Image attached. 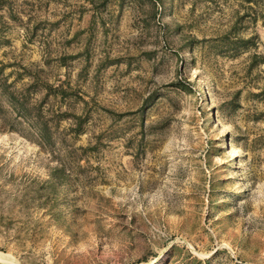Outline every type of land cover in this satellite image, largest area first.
Wrapping results in <instances>:
<instances>
[{"label": "rangeland", "instance_id": "rangeland-1", "mask_svg": "<svg viewBox=\"0 0 264 264\" xmlns=\"http://www.w3.org/2000/svg\"><path fill=\"white\" fill-rule=\"evenodd\" d=\"M148 1L0 0V82L86 115L57 185L0 118V264H264V0Z\"/></svg>", "mask_w": 264, "mask_h": 264}, {"label": "trees", "instance_id": "trees-1", "mask_svg": "<svg viewBox=\"0 0 264 264\" xmlns=\"http://www.w3.org/2000/svg\"><path fill=\"white\" fill-rule=\"evenodd\" d=\"M148 1V0H147ZM246 4L253 3L256 7L254 0H242ZM154 8L155 3H159V0L148 1ZM251 10V7H247ZM257 18V17H256ZM256 18H252L251 21H255ZM259 20L264 24V5L261 6ZM232 25L226 35L220 39L221 46L225 50L231 52V54L237 55L239 53L254 49V43L252 39L246 38L241 39L234 36ZM2 27H0V43L2 44L6 40L3 39ZM264 63V51L262 53L252 52L248 58V67L251 69L255 65ZM2 66H0V73ZM30 77V75H28ZM31 78V81L25 85L24 89H8L13 82L8 85L5 84L4 80L0 82V100L6 104V109L2 111L3 116L0 113V118L9 123H25L31 134H33L34 142L48 149L50 152L53 148H56L62 152L60 157V165L54 169L53 175L49 179V183L55 185L63 183V177H66V169L70 170V161L73 151L68 149L66 137L64 135H71V139H75L84 133L83 126L86 122V115L80 116L72 114L70 109L60 111L61 105L65 104L68 98L76 100L74 95H68L66 89L61 87L51 88L47 85H43V89H37L36 81ZM6 85V86H5ZM42 91V95L38 100L33 99V96ZM82 102V101H81ZM83 108V107H82ZM69 120L67 128L64 130V134L59 132L58 127L61 121ZM14 128V127H11ZM88 149V148H87ZM95 147H93V150ZM85 149H82L84 151ZM72 160V159H71ZM68 162V163H67ZM69 168V169H68Z\"/></svg>", "mask_w": 264, "mask_h": 264}, {"label": "bare ground", "instance_id": "bare-ground-1", "mask_svg": "<svg viewBox=\"0 0 264 264\" xmlns=\"http://www.w3.org/2000/svg\"><path fill=\"white\" fill-rule=\"evenodd\" d=\"M0 260H1V257H0ZM7 263V262H6Z\"/></svg>", "mask_w": 264, "mask_h": 264}]
</instances>
